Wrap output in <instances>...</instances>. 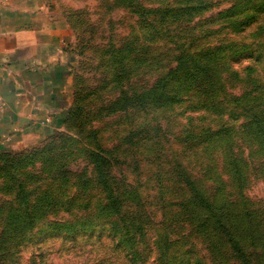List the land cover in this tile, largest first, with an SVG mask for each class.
Returning a JSON list of instances; mask_svg holds the SVG:
<instances>
[{
    "label": "rangeland",
    "instance_id": "374dc122",
    "mask_svg": "<svg viewBox=\"0 0 264 264\" xmlns=\"http://www.w3.org/2000/svg\"><path fill=\"white\" fill-rule=\"evenodd\" d=\"M41 1L70 35L75 61L68 111L80 108L83 114L67 125L66 112L55 133L60 148H43L52 136L35 148H0V264H242L229 239L251 264H264V0ZM192 2L198 12L171 10ZM146 11L153 14L144 16ZM173 19L180 34L186 27L206 36L201 46L217 50L219 91L211 103H196L187 96L203 94L205 86H195L162 112V128L173 150L190 120L198 131L219 133L210 148L199 149L211 174L192 168L197 175L191 178L213 199L220 219L228 218L232 235L206 223L201 210L173 205L190 195L174 185L177 202L160 213L152 210L150 218H140V233L124 236L120 213L106 209L86 156L91 129H101L106 147L123 134L121 115L97 118L104 108L125 92L149 91L165 70L156 65L154 42L140 40L145 23L159 30ZM165 92L172 94L170 82Z\"/></svg>",
    "mask_w": 264,
    "mask_h": 264
},
{
    "label": "trees",
    "instance_id": "16d2710c",
    "mask_svg": "<svg viewBox=\"0 0 264 264\" xmlns=\"http://www.w3.org/2000/svg\"><path fill=\"white\" fill-rule=\"evenodd\" d=\"M202 4L207 3L197 2V5ZM178 5L180 8L173 7L171 10L180 11L179 15H182V11H184L183 15H190L194 11L198 12L200 8L194 6L193 2L184 7L181 3ZM162 11L169 12L166 8ZM152 14V11H146L144 16ZM142 18L145 20L144 17ZM171 23L174 24L168 26L161 23L159 30L151 22L145 23L146 30L140 32V40L142 43L154 42L156 65L161 67L158 70L162 68L165 70L159 72V80L149 91L125 92L104 108L105 114L97 118L121 115L122 119L117 124L123 127V134L119 143L106 147L99 139L101 129H91L88 134L90 147L86 149V156L93 165L97 188L105 195L106 209L120 213L117 221L121 223L124 236L140 233V218H150L152 210L160 213L177 202V195L173 197L172 193L174 185L180 187V190L182 186L187 187L190 195L187 200L181 198L180 203L173 205L183 209L191 207L201 210L206 223L215 228L223 227L232 235L228 218L224 216L226 220L220 219L211 201L213 199L207 198L196 186V181L191 178V175L193 177L197 175L190 170L192 168H198L200 174L208 177L211 174V166H202L207 158H204L203 152L199 149L210 148L219 133L213 131L210 133L207 128L198 131L190 124L192 122L190 120L187 126L181 129L179 143L173 146L179 149L173 150L162 128L160 120L163 119L162 112L170 110L177 100L185 97L186 92L194 89L195 86L201 84L205 86L203 94L195 92V95L187 96V99H192L196 103L200 101L204 103L207 100L211 103L214 93L219 91L216 71L213 70V59L217 56L215 52L217 50L200 45L206 36L199 38V35L188 33L186 27H180L182 33L180 34L176 30L175 19ZM147 26H151L152 33H147ZM166 60L176 66L165 68L163 62ZM181 61L182 63L178 65ZM118 69L121 72L122 66H118ZM166 70L167 73L164 72ZM168 82L171 83L172 94L165 92V84ZM199 97H202V100ZM82 114L80 108L78 112H73L72 109L68 111L67 125ZM107 126L111 127L110 124ZM58 138L57 134L53 135L52 144L43 148H60L57 144ZM75 143L76 141L73 144ZM84 187L90 188L88 181L84 183ZM101 207L102 205L99 209H102ZM199 219L202 223V219L196 216L197 223ZM229 243L242 264H251L236 241L229 239Z\"/></svg>",
    "mask_w": 264,
    "mask_h": 264
},
{
    "label": "crops",
    "instance_id": "0c3cea01",
    "mask_svg": "<svg viewBox=\"0 0 264 264\" xmlns=\"http://www.w3.org/2000/svg\"><path fill=\"white\" fill-rule=\"evenodd\" d=\"M74 48L41 0H0V148H35L63 128Z\"/></svg>",
    "mask_w": 264,
    "mask_h": 264
}]
</instances>
